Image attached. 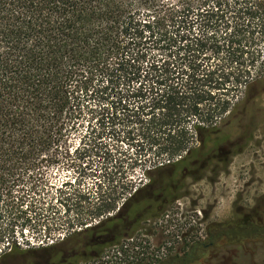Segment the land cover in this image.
<instances>
[{
	"label": "trees",
	"instance_id": "16d2710c",
	"mask_svg": "<svg viewBox=\"0 0 264 264\" xmlns=\"http://www.w3.org/2000/svg\"><path fill=\"white\" fill-rule=\"evenodd\" d=\"M250 104L264 106V0H0V243L108 233L163 171L206 168ZM71 155L101 160L85 165L95 196L34 211Z\"/></svg>",
	"mask_w": 264,
	"mask_h": 264
},
{
	"label": "rangeland",
	"instance_id": "374dc122",
	"mask_svg": "<svg viewBox=\"0 0 264 264\" xmlns=\"http://www.w3.org/2000/svg\"><path fill=\"white\" fill-rule=\"evenodd\" d=\"M234 129L232 137L239 131ZM241 140L245 141L242 149L235 147L228 163L223 164L219 160L221 155L214 154L216 157L205 169L172 167L163 171L159 177H165V183L155 185L148 194L143 193V197L130 203L128 215L124 220L110 222L108 233H75L81 228L66 230L64 226L53 233L34 232L29 227L22 232L15 230L12 240L16 241V247L9 238L0 243V264H96L106 252L113 256V245L120 247L129 237L136 243L142 241L158 249L163 245L167 248L153 264H264V124L255 131L247 129ZM98 161L101 160L78 155L61 158L59 163L66 165L48 172L51 182L57 181L55 187L46 190L53 199L44 197L33 207L34 211L53 206L62 214L65 197L79 194L94 197V178L90 166L85 165L93 163L98 167ZM129 176L141 181L139 186L147 181L139 169ZM62 181L73 184L61 187ZM173 183L177 184L172 187ZM157 193L163 194L160 198L166 197L168 202L155 212V207L160 204L155 200ZM148 206L153 210H147ZM151 213L154 215L149 216ZM31 215L33 213L29 216L32 218ZM112 215L114 213L107 216ZM137 215L141 219L127 231V224ZM101 219L90 221L82 228ZM247 223H253L259 229L258 236H247L253 228L240 231L238 226L247 227ZM161 228L170 231L159 233ZM116 231L118 233H114ZM125 233L129 236L125 237ZM95 238L107 242L93 245ZM202 242L210 246L205 249L197 246ZM69 251L76 255L65 258ZM132 264L152 263L143 260Z\"/></svg>",
	"mask_w": 264,
	"mask_h": 264
},
{
	"label": "flooded vegetation",
	"instance_id": "af4514ba",
	"mask_svg": "<svg viewBox=\"0 0 264 264\" xmlns=\"http://www.w3.org/2000/svg\"><path fill=\"white\" fill-rule=\"evenodd\" d=\"M248 109H249V113H248V117H247L246 121L243 122L240 125H237V127H236L237 130H239L237 132V134L234 137L231 136V138L228 140L227 144L224 145L223 148H221V150H219V153L218 154L221 155V157H219V160L223 164L228 163V160H229L230 156L232 155L233 149L235 147L239 148V150L242 149V146L244 145L245 141L244 140H241V139L244 136V133L246 132L247 129H250L251 131H255L262 124H264V106L263 107H259V106H256L255 107V105L250 104L248 106ZM205 162L206 163H204V164L206 165L207 164V161H205ZM202 169H205V168L203 167L200 170H202ZM192 174L193 173H191L190 175H192ZM177 183H181V181H177ZM177 183H175V184L173 183L171 186L174 187ZM153 189L154 188H152V190ZM162 195L163 194H161V193H157L156 194L155 200H158V203H160V204L155 207V212L160 211L161 208L163 207V205L168 202L167 200H163V199L160 198V196H162ZM147 208H148L147 210H151L152 207L151 206H148ZM126 211H128L127 207L123 210V213L126 214ZM151 214L152 215H149V216H153L154 215L153 213H151ZM139 218H140V215H137L134 220H132L131 222H129L127 224V226H126L127 231H129V230L132 229V226L136 223V221ZM202 219H203V216H202ZM161 230H163V229L161 228L159 233H169V231H170V229H166V230H163V231H161ZM240 231H241V229H240ZM243 232H245V231H243ZM114 233H118V232L116 231ZM130 233H134V232H130ZM206 233H207V231H206ZM208 233H209V231H208ZM258 233H259V231H258ZM114 236L115 235H113L112 237H110V240H112L114 238ZM124 236L125 237L126 236H129V233H125ZM93 241L95 242V243H93V245L94 244L104 245V243L107 242V240L101 239V238H95V239H93ZM204 244L205 243L202 242V243L197 244V246L201 247L202 249H205L204 248ZM90 245H92V243ZM75 255L76 254L73 251H69V253L65 255V258H71V257H74ZM94 255H97V254H94ZM94 255H92V256H94Z\"/></svg>",
	"mask_w": 264,
	"mask_h": 264
},
{
	"label": "built area",
	"instance_id": "2783aa9c",
	"mask_svg": "<svg viewBox=\"0 0 264 264\" xmlns=\"http://www.w3.org/2000/svg\"><path fill=\"white\" fill-rule=\"evenodd\" d=\"M113 247V256H110L109 253L106 252V254L96 264H132L139 263L143 260H150L153 264L157 262L159 255H163L167 249H165L164 245L158 249L153 244L149 245L142 241L136 243L131 237L126 239V243L120 247H118V245H113ZM148 256H150V258Z\"/></svg>",
	"mask_w": 264,
	"mask_h": 264
}]
</instances>
